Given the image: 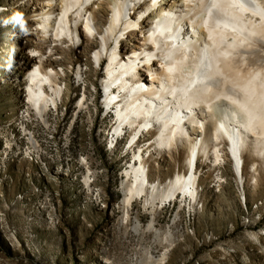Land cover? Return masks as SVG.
I'll use <instances>...</instances> for the list:
<instances>
[{"label": "rangeland", "instance_id": "obj_1", "mask_svg": "<svg viewBox=\"0 0 264 264\" xmlns=\"http://www.w3.org/2000/svg\"><path fill=\"white\" fill-rule=\"evenodd\" d=\"M39 1L0 0V264H139L144 247L152 257L162 252L168 233L165 264H264L262 155H255V172L245 164L244 182H238L222 140L217 164L211 153L197 161L196 202L152 196L147 188L124 208L123 171L134 151L140 148L151 177L164 181L184 163L188 147L157 145L152 129L135 143L130 129L111 142L115 119L102 112L103 70L94 72L90 58L97 37L76 53L53 55L59 69L83 59L89 109L75 113L82 85L74 88L68 71L60 80L71 87L61 111L48 109L50 126L36 115L26 102L27 70L20 65L42 42L40 32L30 33ZM151 218L161 244L146 227Z\"/></svg>", "mask_w": 264, "mask_h": 264}, {"label": "bare ground", "instance_id": "obj_2", "mask_svg": "<svg viewBox=\"0 0 264 264\" xmlns=\"http://www.w3.org/2000/svg\"><path fill=\"white\" fill-rule=\"evenodd\" d=\"M32 14L30 33L40 32L42 42L20 67L27 70L26 102L45 125L51 105L59 109L68 98L71 87L61 77L73 71L74 88L86 81L82 58L59 69L54 53H76L97 37L90 58L94 72L96 62L106 61L102 103L116 115L114 134L130 129L133 141L148 127L157 145L188 147L184 163L164 181L153 179L143 152L134 151L123 171L124 208L147 188L152 196L196 202L197 161L211 153L217 164L222 140L238 182L245 164L256 171L255 155L264 156V0H40ZM83 108L89 109L86 97L74 111ZM146 227L161 244L153 218ZM171 244L168 233L157 257L144 247L136 262L165 264Z\"/></svg>", "mask_w": 264, "mask_h": 264}, {"label": "built area", "instance_id": "obj_3", "mask_svg": "<svg viewBox=\"0 0 264 264\" xmlns=\"http://www.w3.org/2000/svg\"><path fill=\"white\" fill-rule=\"evenodd\" d=\"M97 66H98V69H102L103 70V67H104V65L106 64V61L104 62V59L101 61V64H99L98 65V62H96L95 63ZM81 82V81H80ZM82 85V84H81ZM63 86H64V84H63ZM100 86H101V89H102V91H103V87H102V85L100 84ZM85 83H84V85H82V89H81V94H80V96H79V98H78V100L80 101L82 98H84V100H85V97H86V94H85ZM102 96V95H101ZM103 97V96H102ZM78 101V102H79ZM59 102V104H60V100L58 101ZM60 106H61V104H60ZM101 107H102V109H103V116L104 117H107V118H109V117H111V115H113V119H115V117H116V115H114V112L113 111H110V112H105L104 111V107H103V103L101 104ZM51 109H55V111H61V109H60V107H59V109H57V107L55 106V105H51ZM144 130H149L148 129V127L147 128H144L143 129V132H144ZM124 132H126L125 131V129L120 133H118V134H114V132H112V135H111V142H113V141H115L118 137L120 138V137H122L123 136V134H124ZM140 134H141V132H140ZM140 134H138L137 135V138H135L133 141H131V142H133V143H135L136 142V140L138 139V137L140 136ZM118 136V137H117ZM110 137V136H109ZM116 143V142H115ZM141 150V149H140ZM133 161V160H132Z\"/></svg>", "mask_w": 264, "mask_h": 264}, {"label": "clouds", "instance_id": "obj_4", "mask_svg": "<svg viewBox=\"0 0 264 264\" xmlns=\"http://www.w3.org/2000/svg\"><path fill=\"white\" fill-rule=\"evenodd\" d=\"M14 19L17 20V21H20L21 20V17H20L19 14H17V15L14 16Z\"/></svg>", "mask_w": 264, "mask_h": 264}]
</instances>
